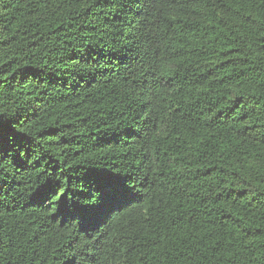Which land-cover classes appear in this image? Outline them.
Here are the masks:
<instances>
[{
    "label": "trees",
    "instance_id": "obj_1",
    "mask_svg": "<svg viewBox=\"0 0 264 264\" xmlns=\"http://www.w3.org/2000/svg\"><path fill=\"white\" fill-rule=\"evenodd\" d=\"M0 118V264H264V0H0Z\"/></svg>",
    "mask_w": 264,
    "mask_h": 264
},
{
    "label": "snow or ice",
    "instance_id": "obj_2",
    "mask_svg": "<svg viewBox=\"0 0 264 264\" xmlns=\"http://www.w3.org/2000/svg\"><path fill=\"white\" fill-rule=\"evenodd\" d=\"M2 119V118H0ZM2 159V157H0ZM100 187L96 190L100 193V196L97 197V200H100L104 196H127L131 194V189L125 185H112L109 181L104 178H101L99 181ZM264 189V185H262ZM60 192V195H57V192ZM34 195L41 200H48L49 197H55V202L59 204L60 200L63 198L65 193L61 190L60 185H50L46 191H37ZM91 195V194H90ZM51 206V205H49ZM95 204L92 205H82L77 209V214L81 219H85L88 214L94 209Z\"/></svg>",
    "mask_w": 264,
    "mask_h": 264
}]
</instances>
